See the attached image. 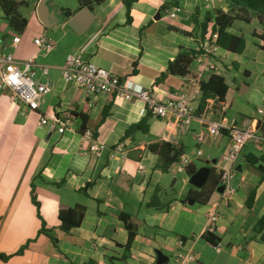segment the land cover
I'll return each mask as SVG.
<instances>
[{
    "label": "crops",
    "instance_id": "crops-1",
    "mask_svg": "<svg viewBox=\"0 0 264 264\" xmlns=\"http://www.w3.org/2000/svg\"><path fill=\"white\" fill-rule=\"evenodd\" d=\"M23 1L34 7L31 18L22 13L28 20L23 34L10 29L0 6L1 46L18 61L35 59L36 81H51L53 88L41 98L36 111H28L25 104L0 91V255H14L0 264H156L154 245L167 258L163 264H175L181 249L195 255L194 264H264L262 233L254 232L264 217V162H257L264 156V145L246 146L236 161L234 194L223 197L217 192L207 205L190 204L193 186L183 160L196 167L186 154L190 139H195L194 130L180 126L173 116L161 119L152 114L149 133L136 132L124 138L129 127L147 114L143 101L91 95L61 79V68L73 53L117 75L130 91L150 90L158 101L196 95L198 108L202 95L199 83L170 75L157 88L154 84L180 47L199 50L203 44L194 30V15L201 21L207 11L219 7L226 11L224 0H141L132 5L130 24L123 0H107L95 7L93 24L80 35L68 25L78 7L62 9L58 15L48 0L46 5L55 19L47 27L38 16L41 0ZM174 8L181 11L172 17ZM65 11L72 17L68 18ZM256 28L260 25L235 22L228 30L243 35L246 48L241 55L219 48L215 74L225 78L229 89L224 102H212L205 114L196 116L194 122L202 129L207 131L208 124L222 122L240 129L253 124L257 134L264 135V114L258 113L264 99V51L252 36ZM15 38L21 39L19 45L14 44ZM38 38L50 40L53 50H39L34 44ZM45 67L47 75L42 72ZM191 70L203 81L212 75L196 62ZM43 117L70 119L71 123L60 134L40 126ZM87 131L93 134L91 139L85 136ZM209 137L211 149H224L221 164L214 159L208 166L219 172L226 164L230 136L226 132ZM161 141L184 152L181 162L168 173L156 167L158 156L148 149ZM132 153L136 158L130 156ZM91 182L94 184L84 192ZM253 191L255 202L249 209L246 201ZM75 206L86 208L84 219L79 228L65 233L60 228V209ZM213 211L218 213L213 234L222 247L219 253L203 238ZM122 213L139 225L129 253ZM42 221L57 245L40 234ZM26 245L24 254L15 255Z\"/></svg>",
    "mask_w": 264,
    "mask_h": 264
},
{
    "label": "trees",
    "instance_id": "trees-1",
    "mask_svg": "<svg viewBox=\"0 0 264 264\" xmlns=\"http://www.w3.org/2000/svg\"><path fill=\"white\" fill-rule=\"evenodd\" d=\"M107 0H78V11L89 7L94 11L96 6H99ZM141 0H123V4L127 9V22H132L131 10L132 5ZM227 11H224L222 7L216 8L213 11H207L203 20L199 21L197 15H194L195 31L199 33L200 38L203 41H210L214 34L217 35L216 44L223 50L241 55L246 48V40L243 35L236 36L228 32L235 22H243L247 25L258 24L260 29H254L252 36L259 41V47L264 51V0H224ZM23 0H0V6L4 13V20L8 23L10 29L16 34H23L28 26V20L20 12V8L24 5ZM68 18L72 17V14L65 11ZM200 51L188 49L184 47L179 48L177 56L170 60L166 72L156 80L154 88H157L165 79L172 76H179L185 78L187 81L199 83L202 95L199 100L196 116L200 117L205 114L212 102L222 103L225 101L226 94L228 92V85L223 76L218 74H212L207 81H203L201 77L195 74L191 70V66L196 60V57L200 54ZM137 62L135 63V67ZM109 106L104 110V119L108 116ZM152 116V112L147 109V114L136 124H133L126 131L124 138L130 136L136 132H142L147 134L150 132V126L148 121ZM226 134V131L222 132ZM148 149L158 156V162L156 167L162 173H168L170 168L177 163H180L184 152L182 148H178L176 145L170 142H156L148 146ZM257 162H264V156L257 159ZM260 171L262 169L258 168ZM198 169L191 163L186 166V172L189 176L194 175ZM263 178V177H262ZM94 182L88 183L84 192L90 188ZM220 184V173L215 167L210 168V175L202 189H191V193L188 196V200L198 202L202 205H207L213 194L217 193L218 186ZM32 200L37 207L39 215V204L36 200V194L34 186H32ZM156 195H154L155 201ZM255 202V192L253 191L246 201V205L251 209ZM186 203V201H184ZM150 207H155L153 203L149 204ZM86 208L84 206L75 207H63L59 212L60 228L65 233H70L72 230L81 226L84 219ZM125 228L128 232V240L125 246L126 252L131 251L134 240L136 239L139 231V225L134 222L132 217L128 214L122 213L120 215ZM255 233H262V239L264 240V217L261 218L254 226ZM50 230L46 228V224L42 221V227L40 234L47 235L55 245L56 240L49 235ZM203 238L211 243L217 245L218 238L208 231L203 235ZM28 248V245L20 249L15 255H22ZM14 255H0V261L7 262ZM88 264H95L89 262Z\"/></svg>",
    "mask_w": 264,
    "mask_h": 264
},
{
    "label": "built area",
    "instance_id": "built-area-1",
    "mask_svg": "<svg viewBox=\"0 0 264 264\" xmlns=\"http://www.w3.org/2000/svg\"><path fill=\"white\" fill-rule=\"evenodd\" d=\"M209 1V0H208ZM181 11L180 8H174L171 16L174 17ZM217 35L214 34L210 41H203L200 46L201 53L196 57L195 62L202 66L206 71L214 74L219 67L215 57L219 50L216 44ZM20 38L14 39V44L19 45ZM36 47L45 52L53 50L52 42L45 38H38L34 41ZM44 75L48 74V69L42 68ZM37 76V65L35 59L26 61H18L14 54L6 52L0 43V91L8 92L12 100L16 103L25 104L28 111H36L40 106V100L43 96L51 92L53 83L47 81L45 83L35 81ZM61 79L65 84L73 85L83 89L91 95H109L117 99L131 101L139 99L147 105L154 116L161 119L173 116L180 126L188 128L196 120V100L197 96L190 97L182 96L179 99H166L158 101L151 96V91L143 89L139 92H133L125 87L122 79L115 74H112L105 68L95 64L80 60L75 54H68L63 67L61 68ZM259 114H264V99L261 107L258 110ZM70 119H61L54 117L49 119L43 117L40 121V126L48 127L51 131H56L63 134L66 127L70 124ZM223 131L228 132L230 136V149L226 157L225 167L219 171L220 186H224L223 197L236 192L233 185L236 173V161L243 148L252 142L256 145L264 144V135L257 134V126H250L240 129L234 125H228L226 122L208 124L207 132L213 137H219ZM89 139L93 137L90 131L85 133ZM197 145L204 140V134L195 136ZM193 154L200 156L201 151L196 147ZM185 165H189L190 161L183 160ZM218 220L217 211H213L209 215L208 232L213 233ZM179 245L183 247L184 242L180 240ZM216 251L219 253L222 250L221 244L215 245ZM196 261L195 255L191 251L181 249L175 257V264H194Z\"/></svg>",
    "mask_w": 264,
    "mask_h": 264
},
{
    "label": "rangeland",
    "instance_id": "rangeland-1",
    "mask_svg": "<svg viewBox=\"0 0 264 264\" xmlns=\"http://www.w3.org/2000/svg\"><path fill=\"white\" fill-rule=\"evenodd\" d=\"M48 5L51 8L56 7L57 8L58 15H61L62 9H68V8L69 9H76L79 6V3H78V0H50L48 2ZM20 12L23 13V14H26L28 18H31L32 15H33V13H34V7L32 5L24 4L20 8ZM253 25H258V24L255 23ZM253 25H249V26L252 27ZM47 38L48 39H52V40L54 39L51 36H48ZM194 67L197 68V65H195ZM234 74L235 73L232 72L231 77L234 76ZM227 78H228V82L232 85L233 83H232V80H231L230 76H228ZM35 81H36V78H35ZM188 128L194 130L195 131V135H199V134L206 133V135H205V141L202 142L200 145H197L195 139H193V138L190 139L189 149L186 152V154L188 155V158L192 162H194V164L196 165V168L197 169H201L203 167H208L209 165H211L213 163L214 159L215 160L217 159V164H221V161H222V159L224 157V155H223L224 149L223 148H221L220 150H217L215 148L214 149H211V147H210V144H211L210 141H211V139H210L207 131L204 130V129H202L200 127L199 123L193 122L192 125L189 126ZM190 134L192 135L191 132H190ZM249 143H252V142H249ZM249 143L246 146H248V145H256L254 143L253 144H249ZM195 147H198L199 150L202 152V156L201 157L200 156H196L194 154L192 155L191 150L193 148H195ZM244 148L242 150L243 152H241V153H244L245 152ZM241 153L239 154V156L237 158V163H238V160L241 158V155H242ZM206 159H209V161H207ZM224 165H226V164H224ZM236 176H238V173H235V177Z\"/></svg>",
    "mask_w": 264,
    "mask_h": 264
},
{
    "label": "water",
    "instance_id": "water-1",
    "mask_svg": "<svg viewBox=\"0 0 264 264\" xmlns=\"http://www.w3.org/2000/svg\"><path fill=\"white\" fill-rule=\"evenodd\" d=\"M48 0H41L39 7H38V16L40 21L46 25L47 27L52 25L51 19H55L54 13H50L48 7L46 5ZM227 11V9H226ZM55 20L53 21L54 24ZM94 22V15L93 11L87 7L80 10L75 16H73L69 21L68 25L77 33L83 34ZM132 158H136V155L133 153L130 154ZM210 175V168L203 167L199 169L194 175L190 178V184L200 190L203 188L205 183L207 182ZM219 194L224 193V186H220L217 189ZM195 201H190V204H194ZM157 251V263L156 264H163L167 261L166 256L158 249V245H154Z\"/></svg>",
    "mask_w": 264,
    "mask_h": 264
}]
</instances>
